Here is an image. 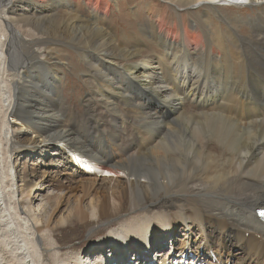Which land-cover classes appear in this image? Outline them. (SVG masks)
<instances>
[{"label": "bare ground", "instance_id": "obj_1", "mask_svg": "<svg viewBox=\"0 0 264 264\" xmlns=\"http://www.w3.org/2000/svg\"><path fill=\"white\" fill-rule=\"evenodd\" d=\"M218 1L149 0L121 40V0H0V264H264V0ZM55 47L85 65L82 110ZM89 223L95 248L66 244Z\"/></svg>", "mask_w": 264, "mask_h": 264}, {"label": "rangeland", "instance_id": "obj_2", "mask_svg": "<svg viewBox=\"0 0 264 264\" xmlns=\"http://www.w3.org/2000/svg\"><path fill=\"white\" fill-rule=\"evenodd\" d=\"M148 4H150L149 0L145 1V0H121V5H120V9L123 15V19L122 22L119 21L118 24V33L120 35V38L122 40V38L126 37L128 35L129 39L132 37V33L135 32V27L139 25L140 22L143 21L144 16L142 11H143V7H146ZM225 9H223L224 14L230 18L235 17L236 15H238V12H240V15H242L243 17H250L253 16L254 11L251 10L250 5L248 6H235V7H224ZM135 10V11H134ZM87 8L84 6V8H82V14L84 13V19L87 21L89 20V15L86 12ZM128 13V14H127ZM131 13V14H130ZM134 14V15H133ZM140 16V18H138ZM127 18V19H126ZM245 29L247 30L248 27L246 25H244ZM147 31V30H146ZM244 32H246L245 30L243 31L242 34H245ZM128 33V34H127ZM127 34V35H126ZM131 36V37H130ZM48 58L50 60H60L62 61V64H66V62H68V66L62 65L60 66L64 72L66 73V77L65 79H63V83L62 86L65 89L64 93L66 98L69 100V103L74 107L77 108L79 110H82V99H84L88 92H89V88L87 86V84L85 83V75L84 70L85 69V65L83 64V62L81 61L79 55L77 54V52L70 50L67 47H55L49 54ZM63 59V60H61ZM181 60L184 62L185 58L182 57ZM81 61V62H80ZM70 65V66H69ZM64 66V67H63ZM229 89V82H227V86L223 89L225 90V92ZM81 105V106H80ZM153 107H157L156 102H153ZM184 108V106H183ZM91 130V129H90ZM87 132V130H82L80 131L81 134ZM104 140V141H103ZM91 142L94 143H101L102 145L105 143V139H101V138H93L91 139ZM100 154H102L103 152H100ZM104 154V153H103ZM31 163V162H30ZM28 174H32V165L28 164ZM42 169V167L40 168ZM46 170H48L49 172L51 171H55L58 168L55 166H49V168H45ZM60 174V173H58ZM102 179L107 178L104 175H101ZM64 176H60V178L66 182V180H64ZM77 177V176H76ZM112 177H108V179H111ZM34 179V178H32ZM79 179V178H78ZM73 181H75V179H73ZM37 182L40 183V181L38 180ZM40 187V185H39ZM38 187V189H40ZM51 193V192H50ZM40 194V192H36L35 196H38ZM62 202H67V200H61ZM42 203L41 200V196L36 197V199H34V208L36 213L40 214V217H44L46 218L48 216V214L50 213L49 208H46V206L44 207L45 209H42L41 211L39 210L40 205ZM37 204V205H36ZM183 203H179L180 206H182ZM176 205V206H179ZM49 209V211H48ZM64 208L61 209V211L59 213H55L52 216V219L54 220L53 224H55L59 219L61 214H67L64 213ZM48 211L46 214L43 213V211ZM63 210V212H62ZM42 215V216H41ZM45 215H47L45 217ZM182 223H177L174 228L176 229V235L178 236L179 239H181V241L187 236L186 234L189 232V230L184 231L183 226L181 225ZM94 226L97 227L96 224L93 223H89V225L84 228L82 237L80 240H78L76 237H71L66 244L68 245H74L78 242H80L81 240L83 241V243L81 244L82 247L84 246H89L92 244L93 248L96 247L97 242L95 240H89L87 241V238L89 237V234L91 232V228H93ZM107 234V232L103 233V235ZM186 235V236H185ZM191 236H193L195 239H198V232L193 231ZM181 245V243H180ZM110 250H112V248H109ZM108 249V250H109ZM107 250V251H108ZM160 250V248L158 249V251ZM165 254V253H163Z\"/></svg>", "mask_w": 264, "mask_h": 264}, {"label": "snow or ice", "instance_id": "obj_3", "mask_svg": "<svg viewBox=\"0 0 264 264\" xmlns=\"http://www.w3.org/2000/svg\"><path fill=\"white\" fill-rule=\"evenodd\" d=\"M261 215H264V213H261Z\"/></svg>", "mask_w": 264, "mask_h": 264}]
</instances>
